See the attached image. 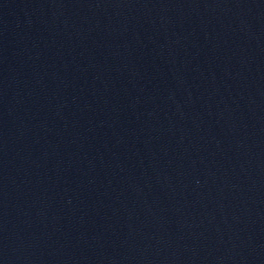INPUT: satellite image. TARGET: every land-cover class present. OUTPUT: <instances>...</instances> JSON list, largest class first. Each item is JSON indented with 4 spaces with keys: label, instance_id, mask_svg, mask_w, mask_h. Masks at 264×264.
<instances>
[{
    "label": "water",
    "instance_id": "95a60500",
    "mask_svg": "<svg viewBox=\"0 0 264 264\" xmlns=\"http://www.w3.org/2000/svg\"><path fill=\"white\" fill-rule=\"evenodd\" d=\"M0 264H264V0H0Z\"/></svg>",
    "mask_w": 264,
    "mask_h": 264
}]
</instances>
